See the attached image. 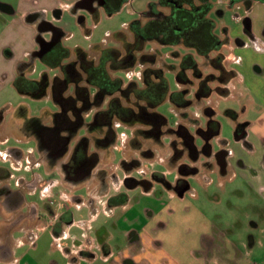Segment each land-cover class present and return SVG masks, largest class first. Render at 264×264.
I'll return each instance as SVG.
<instances>
[{"label":"rangeland","instance_id":"rangeland-1","mask_svg":"<svg viewBox=\"0 0 264 264\" xmlns=\"http://www.w3.org/2000/svg\"><path fill=\"white\" fill-rule=\"evenodd\" d=\"M150 1L156 0H130L125 2L119 11L111 15L100 9L96 16L92 17L80 10L78 14L84 16L83 22L79 21V16L71 15L68 6L65 8V12L63 11L62 18L55 20L51 10L48 17L55 26L66 33V37L62 40L65 47L73 48L78 45L92 53L90 46L99 44L114 46V49L122 50L125 44L123 40L128 42L133 39L134 35L128 25L133 20L140 18V12L146 9L147 3ZM208 1L212 6L209 17L216 23V28L213 31L223 37L224 35L221 34L220 29L225 26L228 29L227 35L232 39L231 47L223 48V51H231L233 58L235 57L237 61L239 60L237 56L243 59L242 62L236 63L237 65L230 63L232 68L234 67L240 72V79L235 78L230 82V96L226 99L220 98L221 96L218 93L212 92L210 97H203L200 102H196L193 95L194 89L188 88V93L184 95V97L190 98L188 106L176 108L169 99L164 100L157 106L156 110L166 118L168 125L166 124L161 128L162 133L154 140L148 141L139 136V149H136L135 143L130 142V138L135 128H144V125L137 124L129 127L114 122L115 138L109 145V149L98 148L94 144V136L97 135L88 134L90 137L88 152L98 154V163L91 168V175L85 182L67 183L60 168L54 166L58 186L52 191L50 199L53 203L50 206L58 215L66 213V220L71 217L74 222L79 224L67 226L66 222L63 221L64 219L60 220L57 217L54 220L56 225L54 227H70L69 238L60 240V243L63 244V250L70 251L71 254L69 253V257H65L62 261L57 257L60 264H68V262H75L74 264H101L99 257H92L93 254L88 256V253H94V249L97 248L106 235H111V240L117 239V243L114 245L115 250L117 249L116 245L121 247L119 244V242H122L120 233L128 231V228L133 225L136 227L143 226L144 218L148 212H152L155 216L150 226L157 233L160 239L157 240L162 244L161 247L165 249L171 264L172 262L179 264L180 260L190 264L200 263L197 256L204 250V246L200 244L203 237L214 238L220 240L223 244H227L230 248V255L233 257L230 256L229 259H233L231 261L235 264L237 258H241L243 261L247 257L249 261H252L257 260L264 253V90L261 88V86H264V74H257L254 71V66L261 63V55H256L260 58L251 60L255 57L253 50L246 48V45L244 46L246 40L250 41L252 36H255V39L260 37L259 25L264 21V6L260 3L254 10L252 7L253 13L251 16H255L253 22L250 14L248 16L243 2H238L230 8L227 4L229 0ZM73 2L74 0H68V3L73 4ZM0 3L10 5L14 9L21 8V10L27 8V5L36 10L39 8L49 10L51 8V0H37V2L36 0L35 2L34 0H0ZM161 10L165 13L168 12L167 8ZM218 11H222V15ZM244 15L251 19V35L244 31ZM148 16L147 14L142 16L140 18L141 23L146 22ZM117 31L122 32L113 36V33ZM35 33V28L28 31L22 21H12L9 24L0 17V113L2 116L0 120V137L3 135L9 137L8 141L0 143V150L11 145L18 146V144L27 149L30 146L35 147L37 156L39 155L43 165L34 167L32 171L36 176L44 177L47 175L45 168L49 166L41 157L42 154L38 150L34 136L24 137L16 131L15 122L19 121V117L16 120L14 111L20 105L27 106L28 116H41L44 108H53L52 100L47 97L34 99L21 94L13 85V80H11L13 76L9 75L11 67L13 68L12 72L14 71L17 74V64L23 59L21 56L24 54V47L27 43L24 38L27 36L33 37ZM45 37H49L48 34ZM145 48V52L156 54L157 57L153 66L161 68L169 81L170 90L187 88L179 79L176 78L175 80L170 71H166V69H168L167 63L178 62L175 55L181 56L185 51H191L190 49L180 45L175 47L162 46V44L155 41L147 43ZM6 49L13 53V57H2L1 54ZM94 55L98 54L94 53ZM193 56L196 58L197 66L203 76L215 72L210 64H205L207 62L204 59L198 57L195 53H193ZM135 66L123 70L124 72H116L117 76L124 78L123 85H126L129 80H133L138 85L141 83V72L144 65H139L138 62ZM41 68V63H37L35 72L29 74V78L37 77ZM109 73L111 76H115L112 69H109ZM186 75L197 82L190 70L187 71ZM212 84L209 83V85ZM205 105L216 108L215 118L220 123L219 135L213 137L210 142L213 148L217 149L220 139L228 140L227 148L230 150V164L224 175L214 166V170L208 173L200 172L188 176L190 190L181 198L174 196L173 192L163 189L162 182L156 179L153 180V189L149 192H144L141 187H136V183L135 185L124 184V177L149 178L152 172L163 174L167 181H173L180 176L177 169L182 162H187L188 165L197 166L198 169H202L201 171H206L203 170L204 167H202L200 159L195 162L193 157H189L186 152L182 154L181 158H176L173 154L171 142L175 140L177 141L176 144L180 145L178 137L174 133L166 132L169 127L174 130L177 124H182L193 136H196L195 128L205 127V120L207 119L204 117V115L206 116L204 113ZM227 109L236 112L238 120L230 116L226 111ZM237 121L246 124L247 132L244 139L246 144L243 141L237 142L234 140V127L238 123ZM43 122L50 124L51 117L47 115ZM17 138L24 141H19ZM77 138H79L78 134L75 135L73 142L68 145V152L63 156V161L69 158ZM196 143L200 146L199 140H196ZM148 149L150 152H147ZM123 158L127 161L131 159L135 161L124 164V168H122L120 161ZM239 161L242 162L243 166H239ZM14 173L15 176L25 175L27 171L20 169L14 171ZM205 177L208 180H204ZM151 179L149 178L150 181ZM10 183L13 185V180ZM62 193L69 196L75 194L80 197V207H76L75 198L72 197L70 200H66L65 210L60 209L58 203L63 199ZM112 194L116 195V200L128 195L129 202L124 205L109 207L107 206V198ZM25 196L27 201L35 202L38 210L46 213V217L51 218V216H48V208L44 200L46 198H42L37 191L33 193L26 191ZM5 207L0 201V214L6 216L2 218V221L10 226H18L27 220L26 218L21 220V218L27 211L31 210L30 206L27 208L26 206L9 208L10 210ZM44 216L40 220L43 223L47 220ZM51 231L52 229L49 230V233ZM84 232L87 237L83 235ZM18 235V233L15 234V236ZM83 240L86 241V245L84 243L85 247L75 249V252H73V243L75 242L77 245ZM249 243L253 247L250 251L246 245H249ZM90 245L94 246L88 249L87 246ZM17 249L18 253L22 251L21 247ZM57 252L59 254L56 241L50 244L49 241L43 240L37 243L35 250H31L27 254V258L50 264L52 257L49 253L56 255ZM225 258L227 257L225 256ZM210 262L213 264L214 259H211ZM233 262L230 264H233Z\"/></svg>","mask_w":264,"mask_h":264},{"label":"flooded vegetation","instance_id":"flooded-vegetation-1","mask_svg":"<svg viewBox=\"0 0 264 264\" xmlns=\"http://www.w3.org/2000/svg\"><path fill=\"white\" fill-rule=\"evenodd\" d=\"M128 1L130 0H74L73 4L67 2V5L70 12L72 13H77L82 10L86 12L87 15L93 17L96 16L100 9L106 11L109 8L120 6V10L123 4ZM251 1L252 0H229L227 4L231 8L234 7L236 3L243 2L245 10H248ZM153 2H157V4L152 5V14H150V17L153 19L158 18L164 22V28L161 33L166 43L162 44V46L175 47L176 45H180L191 50L185 51L181 56H177L175 53L174 55L178 59V62L167 63L168 69H166V71H170L175 80L176 78L179 79V81L184 86H187V88L181 90H170L169 81L165 77V74H163L161 68L153 66L157 57L155 53L151 54L153 56L148 58L150 62L147 63L139 61V53H137L136 57L131 55L132 63L130 68L136 67L135 65L139 62V65H144L141 74L144 73L145 69L148 68L156 70L157 73L161 74V76L165 78L167 82L164 100L169 99V101L176 108L185 107L190 104V98L184 97V95L188 93V88L194 89L193 95L195 96L196 102H200V99L203 97H210L212 92L218 93L221 96H219L220 98H228L230 96L229 92L231 91L229 86L230 82L233 79L238 78V73L234 67L232 68L230 66L231 62L234 64L232 52L223 51V48L227 49L231 47V40L227 35V27L222 26L220 29L221 34L224 35L223 37L219 36L213 31L214 28H216V23L209 17V13L212 11V6H210L209 1L156 0L148 2L144 11L148 10V4ZM205 4H208L209 6L205 16L211 20L212 24V29L209 31L210 36L205 34L200 36L201 32H199V34L195 33L196 30H198V28L201 26V12L203 11L202 7ZM63 5H65V2ZM4 8L9 9L8 5L0 3V10ZM163 8H167L168 12H163L161 10ZM59 10H61V8H59ZM57 12L58 10H55V13ZM143 13V11L140 12V18L144 16ZM218 13L222 15L223 12L218 11ZM140 18L135 19L139 25L137 24V26L133 28L137 33L143 32V24L147 25V20L146 22L141 23ZM28 19L36 23V33L34 35L35 46L32 50L27 52V56L23 62L21 61L18 63L17 75L15 79L19 81V85L21 87L19 92L21 94L28 95L34 99L47 97L52 100L53 108H44L41 112V116H28L27 106L20 105L14 111L16 120L19 117L18 120L20 121V123L19 121L15 122L16 131H18V133L22 134L24 137H27L28 135L34 136L38 150L42 154L41 157L47 162V166H49L48 169H51L50 172L56 170L54 169V166H58L63 173L64 180L67 183L78 184L80 182H85L91 175V168L96 166L98 162L96 160L92 162V158L90 157L91 155L87 154L89 153V142H80V139H88L87 136L90 134L88 123L90 122L91 117L95 116L98 111L104 108L107 104V101L105 102V100H102L97 104L95 102L93 107H91V90L94 92L97 89L96 86L91 84V78L95 74L91 71V59L96 63L100 62L101 60L99 50L96 49L97 46L111 48L114 46L112 47L92 44L90 49L92 50L93 55H91L92 53L89 50H86L78 45L74 46L73 48H68L62 44V40L66 37V33L63 32L59 27L42 20V13L40 11L30 14ZM78 19L80 22H83L84 16H79ZM187 26H193L194 28H197L194 33L197 35L196 37L198 38V42L201 45L200 48H197L194 45H186V40L189 39L187 35L189 34L190 36L191 32L194 30H191L190 28L187 30ZM128 28L130 29L129 26ZM243 28L245 33L251 35L250 19H248L246 15H244L243 18ZM46 34H48L49 37H45ZM252 38H254V36H252L251 39ZM123 41L126 43L125 40ZM149 42L154 41H147V43ZM203 45L206 46H204V49ZM245 45L246 43L244 46ZM128 52V48H125L124 46L122 50L116 49V62H124V55ZM94 53H97L98 55L95 56ZM193 53L204 59L207 62L205 64H210L215 72H211L210 74L203 76L197 66V60L193 56ZM37 63H41L42 66L39 74L40 76H37L39 78H29L28 75L35 72ZM110 68H113L115 75L116 72L123 71L121 69H114L116 68L114 66ZM188 70L191 71L192 76L197 80V82H194L186 75ZM209 83L213 84L209 85ZM133 86L134 87L129 91L130 93L128 94V98L126 97L127 103L134 101L130 98L132 97L133 90L143 87V82L141 81L139 85L135 83ZM226 111L230 116L238 120V115L236 112L230 109H227ZM216 112V108L205 105L204 113L206 116L204 115V117L207 118L205 120V127L201 128V126H199L195 128L196 136H193L191 132L182 124H177L176 129L174 130L171 127L166 129L167 133H174L178 137V143L180 145H177V141L175 140L171 142L174 156L176 158H181L182 154L186 152L189 157H193L195 162L200 159L201 165L204 167L203 170L206 171H201L202 169H198L197 166L188 165L187 162H182L179 164L177 169L180 176L175 178L173 181H167L163 174L156 172H152L150 175L149 178H152L151 181L149 178L143 177L141 179H137L133 176L124 177V181H126L128 178H132L133 185L136 183V187H141L142 190L148 192L153 189V180H160L162 182L163 189L173 192L174 196L176 195L181 198L187 191L190 190V185L187 180L188 176L195 175L200 172L208 173L209 171L214 170V166L215 169H219L221 174L224 175L227 172V168L230 164V150L227 148L228 140L220 139L218 141L219 145L217 149H214L210 143L211 139L218 136L220 132V123L215 118ZM47 115L51 117L50 124L43 122ZM1 119L2 116L0 113V120ZM237 122L238 123H236L234 127V140L237 142L243 141L246 144V141L244 140L246 138L247 132L246 124L244 122ZM208 128H211V130H214L216 133L206 137L203 132ZM158 129L159 131H157L158 133L156 132V134L159 136L160 133H162V130L161 127ZM76 134H78L79 138L76 139L69 158L66 161H63V156H65V154L68 152V145L73 142ZM196 140L200 141V146L198 143H196ZM139 148V146L136 147V149ZM147 152H150V150L148 149ZM131 160L127 161L125 158H123V160L120 161V165L123 166L122 168H124V164H129L135 161ZM238 164L239 166H243L241 161H239ZM5 175H9L8 170L5 171ZM206 179L207 178L205 177L204 180ZM124 184L126 185L127 183L125 182ZM159 192H161V190H159ZM115 196L116 195L114 194V196L112 195L107 198V206L110 207L115 205H124L127 203L126 196L124 198H117V200L115 199ZM19 199L20 197L18 194H14L6 198L7 202L17 204ZM77 199L79 202L81 201L80 197H77ZM46 206L49 208L48 203ZM147 214H149L145 216L147 219H151L154 216L152 212H148ZM59 218L60 220L64 219L63 221L69 223V219L66 220V213L60 215ZM132 229L136 228H128V231H130L127 232L129 241L134 239L132 231L135 230ZM201 241L202 243L200 244L204 246V250L197 256V259L200 260V263L194 262L192 264H212L210 262L211 259H214L213 264H230L233 262L231 261L233 259H229L231 255L230 248L227 244H223L220 240L209 237H203ZM246 245L249 247L250 251V243L249 245ZM133 250H136V246L133 247ZM220 254H222L221 258ZM91 255L92 253H88V256ZM225 256L227 258H225ZM231 258L233 257L231 256ZM248 260L249 258L247 257L246 260L243 261L241 258H237L236 264H246V261ZM233 264L235 263L233 262Z\"/></svg>","mask_w":264,"mask_h":264},{"label":"crops","instance_id":"crops-1","mask_svg":"<svg viewBox=\"0 0 264 264\" xmlns=\"http://www.w3.org/2000/svg\"><path fill=\"white\" fill-rule=\"evenodd\" d=\"M26 1H32V0H26ZM64 2L65 5H63ZM67 2L68 0L65 1L51 0V5H50L51 8L49 10H47L46 8H39L36 10L35 8H32L29 5H27L28 6L27 8L21 10V8L14 9L10 5H8L9 9L4 8L0 10V17L4 20V22H7L9 24L12 21H16V22L22 21L24 23V26L28 28V31H30V29L34 30L36 25L34 21L28 19V16L30 14L36 11H40L42 13V20L53 24L52 23L53 21L50 20L48 17L49 11L50 10L52 11L55 20L60 19L63 17L65 8H67L68 6ZM260 3L263 4L264 6V1L254 0L253 2L250 3L249 9L246 10L248 16L250 14V17L252 18L251 20L250 17H248L251 21H253V18L255 17V16L254 17L251 16V14L253 13L252 7L254 10L255 7ZM59 8H61V10H59ZM55 10H58V12L55 13ZM71 15L79 16L78 12L77 13L71 12ZM259 29H260V34H259L260 37H257V39H255L254 36V38L250 39V41L246 40V48L253 50V55L255 57L254 59L251 60H255V58H260L259 56L256 57V55H261V63L259 65L254 66L255 69L254 71L257 74L263 75L264 74V21L263 23H260ZM24 39H26L27 43L26 46L24 47V54L21 56V58H23L21 60L22 62L27 52L32 50L35 46L34 36L33 37L27 36ZM230 40L232 42L231 38ZM8 49L10 50V48ZM8 49H6L3 52V54H1L2 57L5 56L7 58L13 57V53L10 52ZM237 57L239 58L238 61L235 59V57L233 58L234 64L242 62L243 60L240 56ZM12 70L13 68L11 67V69L9 70L10 71L9 75L13 76V79L11 80H13L12 82H14V79L17 74H15L14 71L12 72ZM236 71L238 73L237 79H240L239 77L240 72L237 69ZM261 88L262 90H264V86H261ZM8 140H9L8 136L3 135L0 137V143H5ZM18 140L24 141L21 139ZM41 164L43 165V162L40 159L39 155L37 156V151L33 146H30L27 149L22 145L18 144V146L11 145L0 150V201H2L4 206H6L5 208L8 207V209L17 208L21 206H26V208L30 206L31 208V210L29 212L27 211L26 214L21 218V220L25 218L27 220H25L18 226H10L8 225V223H4L2 221V218H5L6 216H2L0 214V264H47L46 262H41L37 260L33 261L32 259L29 260L27 258L28 257L27 254L31 250H35L37 247V243H40V241L43 240L49 241L50 244H53L56 241L59 247V254L58 252L56 253L57 256L55 254L49 253V255L52 257V260H50V264H60L59 261L57 260V257L58 259H61V261L64 260L65 257H69L68 254L70 253V251L67 252L66 250H63V244L60 243V240L69 238L70 227L67 226L73 224L75 225H79V224L77 222H74V219L70 217V219L68 220L69 223H65L67 225L65 228L54 227L56 226L54 224V220L60 215L55 213L50 205L48 208V216H51V218H48L46 217L47 215L46 213H42L40 212V210H38L35 202H32L31 200L30 201L26 200V196H25L26 191H29L30 193L37 191L42 198H46L44 199L46 203V201L52 197V191L54 190V188L58 186L54 172L56 170L50 172L47 170H51V169L45 168V171L47 172V175H45L46 177L45 176L41 177L39 175L36 176L34 174L32 169L34 167L40 166ZM20 169H22L23 171H27V173L25 175L15 176L14 171H19ZM6 170L9 171L8 176L5 175ZM11 180H13V185H11L10 183ZM12 186L13 188H11ZM22 189H25L26 191ZM14 194H18L20 197L18 204L9 203L6 200L8 196H12ZM62 196H63L62 201L58 203V207L60 209L63 208V210H65L66 200H70L72 197L75 198L74 201L77 204L76 207H80L79 200L77 199L78 196H76L75 194L69 196L68 194L66 195V193H62ZM126 197L128 198L127 199V203H128L129 197L128 195H126ZM42 216L47 218L45 223L40 221ZM154 218L155 216H153L151 219H147L145 217L144 218L145 222L143 226L141 225H139V227H136L135 225L131 226L136 228V229H132L135 231H132L134 235V239L131 241H129L127 234V232L130 231L121 232L120 235L122 242H119L121 247H119V245H116L117 247L116 250L114 249V245L117 243V239L111 240V235H106V237L104 236L103 241L99 243L96 249H94L93 251L94 253H92L93 254L92 257H99L101 259L100 261L101 264H171V260L169 259V257H167L166 255L167 253H165L166 252L165 249L161 247L162 244H160V242H158L157 240L159 239L157 233L150 226ZM50 229H52V231L49 233ZM16 233H18L19 235L15 236ZM83 235L87 237L85 232ZM85 240L80 241L79 244L77 245L74 242L73 243L74 247L72 246V251L75 252V249L77 250L79 248L85 247L84 246V243L86 242ZM90 246H87V248L91 249L94 245H92L91 247ZM134 246H136V250H133ZM20 247L22 251L18 253L17 248ZM252 248L253 247H251V249ZM74 263L75 262H68V264H74ZM172 264L175 263L172 262ZM179 264H190V263L180 260ZM246 264H264V253L257 260L246 261Z\"/></svg>","mask_w":264,"mask_h":264},{"label":"trees","instance_id":"trees-1","mask_svg":"<svg viewBox=\"0 0 264 264\" xmlns=\"http://www.w3.org/2000/svg\"><path fill=\"white\" fill-rule=\"evenodd\" d=\"M153 4H157V2L149 3L148 10L143 11L144 15L147 14L148 16L152 14L151 7ZM208 7V4H205L202 7V22L198 30H196L197 28H194L193 26H187V30L189 28L194 30L191 32L190 36L189 34L187 35L189 39L186 40V45H194L195 47L200 48L201 45L198 42L196 34L201 32L200 36L204 34L210 36L209 31L212 29V24L211 20L205 16ZM119 8L120 6L109 8L106 10V12L108 14H112L118 11ZM137 24V21L133 20L128 25L134 35L132 41H128L126 43L123 41L125 43H123L124 47L128 48L129 51L124 55V62H116V49L111 47L97 46L96 49L99 50L101 60L100 62L96 63L91 59V71L95 73L91 78V84L97 88L94 92L91 90V107H93L95 102L97 104L102 100H107L106 106L98 111L95 116H92L90 122L88 123V128L90 131L89 133L97 135L94 136V144L98 148L109 149V145L115 138L114 122H119L121 125H127L129 127L137 124L144 125V128H135L132 131L130 142L132 144L135 143L136 146L139 144V136L148 141L154 140L156 137H158L156 134V132L159 131L158 128H162L166 124V118L156 110L157 106L163 102L167 89V82L165 78L161 76V74L157 73L156 70L151 68L145 69V72L142 73L141 77L143 87L133 90L132 97L130 98L134 101L127 103L126 101L128 94L130 93L129 91L134 87L133 85H135V82H133V80H129L126 85H123L124 78H121L117 75L111 76L109 73V69L113 70V68L110 67L113 66L116 67L114 68L116 70H126L130 68L132 63L131 55L136 57L137 53L140 54L139 61L143 63L150 62L148 58H151L153 55H151V52H145L147 41L153 40L160 44L166 43L161 33L164 28V22L158 18L153 19L151 17L149 18L148 16L147 25H142L144 29H142L143 32L140 33L135 32L133 29L135 26H137ZM119 32L122 31L114 33V36H116ZM193 34L195 35L192 36ZM204 46L205 45H203V49ZM13 84L18 91L21 90L19 81L17 79H14ZM215 133L216 132H214V130L212 131L211 128H208L203 132L206 137ZM87 137L88 139H80V142H89L90 137ZM87 154L91 155L90 157L92 158V162L95 160L98 162V154L96 152H89ZM125 182L132 185L133 179L128 178Z\"/></svg>","mask_w":264,"mask_h":264},{"label":"built area","instance_id":"built-area-1","mask_svg":"<svg viewBox=\"0 0 264 264\" xmlns=\"http://www.w3.org/2000/svg\"><path fill=\"white\" fill-rule=\"evenodd\" d=\"M47 202L49 205H52V203H53L51 199L47 200Z\"/></svg>","mask_w":264,"mask_h":264}]
</instances>
